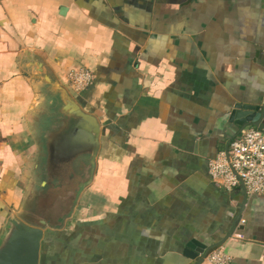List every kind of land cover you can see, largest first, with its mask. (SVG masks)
Wrapping results in <instances>:
<instances>
[{
	"label": "crops",
	"instance_id": "obj_1",
	"mask_svg": "<svg viewBox=\"0 0 264 264\" xmlns=\"http://www.w3.org/2000/svg\"><path fill=\"white\" fill-rule=\"evenodd\" d=\"M40 65L100 133L38 264H195L198 243L226 236L199 264L217 249L264 264V197L208 174L238 130L234 105L264 102V0H0V230L33 203ZM79 67L93 81L72 93Z\"/></svg>",
	"mask_w": 264,
	"mask_h": 264
},
{
	"label": "water",
	"instance_id": "obj_2",
	"mask_svg": "<svg viewBox=\"0 0 264 264\" xmlns=\"http://www.w3.org/2000/svg\"><path fill=\"white\" fill-rule=\"evenodd\" d=\"M38 72L41 103L33 120L38 149L28 181L33 203L5 218L0 230V264H38L43 227L59 225L62 214L73 206L75 194L90 183L99 145L96 116L84 111L66 87L41 65ZM263 114L264 102L234 105L230 118L238 126L235 135L246 126L258 127ZM227 237L209 246L198 243L199 249L189 256L198 257L195 264H199Z\"/></svg>",
	"mask_w": 264,
	"mask_h": 264
},
{
	"label": "built area",
	"instance_id": "obj_3",
	"mask_svg": "<svg viewBox=\"0 0 264 264\" xmlns=\"http://www.w3.org/2000/svg\"><path fill=\"white\" fill-rule=\"evenodd\" d=\"M68 88L72 93L85 91L93 81L86 68H75L67 73ZM211 180L226 191L242 184L247 193L264 197V131L256 126H246L208 162ZM230 257L222 249L206 256L207 264H229Z\"/></svg>",
	"mask_w": 264,
	"mask_h": 264
},
{
	"label": "rangeland",
	"instance_id": "obj_4",
	"mask_svg": "<svg viewBox=\"0 0 264 264\" xmlns=\"http://www.w3.org/2000/svg\"><path fill=\"white\" fill-rule=\"evenodd\" d=\"M71 70H69L68 72H70Z\"/></svg>",
	"mask_w": 264,
	"mask_h": 264
}]
</instances>
